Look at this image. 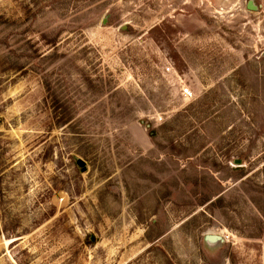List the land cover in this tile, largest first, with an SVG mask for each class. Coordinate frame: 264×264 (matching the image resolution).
<instances>
[{
	"label": "rangeland",
	"instance_id": "374dc122",
	"mask_svg": "<svg viewBox=\"0 0 264 264\" xmlns=\"http://www.w3.org/2000/svg\"><path fill=\"white\" fill-rule=\"evenodd\" d=\"M0 264H264V0H0Z\"/></svg>",
	"mask_w": 264,
	"mask_h": 264
},
{
	"label": "water",
	"instance_id": "95a60500",
	"mask_svg": "<svg viewBox=\"0 0 264 264\" xmlns=\"http://www.w3.org/2000/svg\"><path fill=\"white\" fill-rule=\"evenodd\" d=\"M249 7L251 8V9H256L257 7L254 5V2L253 1H250V5H249ZM81 164V163H80ZM206 239L207 240H210V241H217V240H220V236H217V235H208L207 237H206Z\"/></svg>",
	"mask_w": 264,
	"mask_h": 264
},
{
	"label": "built area",
	"instance_id": "2783aa9c",
	"mask_svg": "<svg viewBox=\"0 0 264 264\" xmlns=\"http://www.w3.org/2000/svg\"><path fill=\"white\" fill-rule=\"evenodd\" d=\"M183 94L185 96H192L193 92H192V90L189 87H186V88L183 89Z\"/></svg>",
	"mask_w": 264,
	"mask_h": 264
}]
</instances>
